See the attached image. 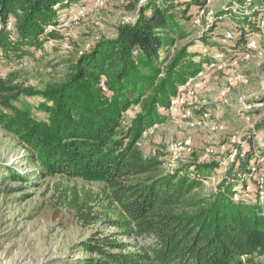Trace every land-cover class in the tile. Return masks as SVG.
Instances as JSON below:
<instances>
[{"label": "trees", "instance_id": "trees-1", "mask_svg": "<svg viewBox=\"0 0 264 264\" xmlns=\"http://www.w3.org/2000/svg\"><path fill=\"white\" fill-rule=\"evenodd\" d=\"M82 4L0 0L2 59H25L59 39L63 15ZM207 6L208 0H145L133 22L81 54L63 81L37 89L16 84L13 74L0 78V130L28 151L39 175L104 185L116 223L130 238L150 241L135 252L108 238L86 244L83 251L94 257L82 264H264V201L258 197L264 147L255 151L247 136L251 146L237 159L239 169L236 164L227 169L209 197L201 190L218 176L220 164L162 172L163 163L146 158L140 147L146 132L171 119L166 112L180 88L217 63L213 53L203 52L206 48L234 61L250 52L249 37L261 32L264 0H250L239 13H215L197 41L179 46ZM228 17L235 38L224 42L216 30ZM135 108L139 112L126 123ZM206 110L195 113L203 118ZM260 131L264 135V120L257 125ZM249 184L253 199L245 200ZM77 214L84 221L91 218Z\"/></svg>", "mask_w": 264, "mask_h": 264}, {"label": "rangeland", "instance_id": "rangeland-1", "mask_svg": "<svg viewBox=\"0 0 264 264\" xmlns=\"http://www.w3.org/2000/svg\"><path fill=\"white\" fill-rule=\"evenodd\" d=\"M142 1L105 0L102 9L76 21L73 18L77 7L72 8L70 26L57 29L59 39L47 42L25 59H0V78L13 74L16 84L37 89L63 81L81 54L101 39L115 37L121 24L133 20ZM249 1L211 0L209 6L218 13L248 7ZM90 3L85 0L81 6L89 7ZM233 23V18L228 17L216 31L224 36ZM189 28L191 37L179 46L197 41L203 33L192 24ZM252 37L263 55L256 53L237 64L227 59L223 68L206 66L198 76L204 86L193 96L185 93V103L178 112L166 124L148 131L140 143L146 158L163 163L162 172L186 164H220L218 176L205 182L201 190L204 197L211 196L225 171L242 159L241 154L251 146L247 136L254 150L264 147L263 132H256L264 120V34L256 32L249 38ZM200 108L207 109L210 120L201 121L195 113ZM137 112L139 108L130 111L126 123ZM232 139L246 142L241 147L239 143L232 145ZM188 142L191 151L176 157L171 147ZM209 148L216 149V153L206 158ZM263 164L264 158L260 161ZM39 174V166L28 151L0 130V264H82L94 257L83 251L84 246L104 238L127 243L131 252L150 242L130 238L116 223L119 219L107 208L104 185L63 176L43 178ZM78 211L91 218L82 220Z\"/></svg>", "mask_w": 264, "mask_h": 264}, {"label": "built area", "instance_id": "built-area-1", "mask_svg": "<svg viewBox=\"0 0 264 264\" xmlns=\"http://www.w3.org/2000/svg\"><path fill=\"white\" fill-rule=\"evenodd\" d=\"M143 1H145V0H143ZM210 4H211V0H208V6L204 9H200L199 12L196 14V16L193 18V20L191 22V24L194 28H196V29L201 28V29H203V32H205L207 30L210 22L213 20V17L215 15L214 11H212L210 9V6H209ZM104 6H105V0H91L89 7L84 6V5L78 6L76 8L77 11L74 15L73 21L79 20L81 17L85 16L86 14H88L90 12L99 11ZM231 11L233 13H239V6L232 7ZM63 20H64V22L59 28L69 27L70 26L69 15L64 14ZM134 20H135V18H133V20L131 22H133ZM258 22H259V26L261 28V31L264 34V17L259 18ZM52 30H54V27H50L48 29V31H52ZM223 38H224V40H223L224 42H231L234 40L235 37H234L232 32L227 31V33L224 35ZM247 47H248L250 52L248 54L244 55L240 59H242V60L249 59L256 53L258 55H263V51H262L261 47L259 46L258 41L255 38L252 37V38L248 39ZM203 52L204 53H208V52L213 53V57L217 61V63L211 64L210 65L211 67L223 68V63L226 62V55L224 53H220L218 51H214L213 49H209V48H206ZM2 57H3V54H2V52H0V59H2ZM240 59L234 60L233 63L237 64V61ZM198 76L194 79L189 80L185 86L180 88L178 97L172 101L171 107L166 113L170 114L171 116H174L178 112L179 107L185 103V97H184L185 93L193 96V95H195V92L198 89H200L201 87L204 86L205 82L198 80ZM210 119L211 118L209 117V113H205L203 118L201 119V121H208ZM213 129H216V127H213ZM147 134H148V132H146L144 134V136H146ZM245 142L246 141H244V140L242 142L241 140L236 141V139H232L231 144L235 145V144L239 143L242 147L245 144ZM171 150L173 151L174 155L176 157H178L184 152L191 151V142H188L185 145H174L171 147ZM221 150H222L221 153H224L225 147H222ZM215 153H216V149L209 148L206 151V158H209L210 156H212ZM243 155H244V153L241 154V157H243ZM235 164H236V170H238L239 166L237 163H235ZM254 171H255V169H254ZM252 192H253V186L251 184H249L246 187V190L244 191V199L245 200L253 199ZM258 197L260 200L264 201V177H258ZM234 198H235V200H238L240 198V195L237 194V195H235Z\"/></svg>", "mask_w": 264, "mask_h": 264}, {"label": "crops", "instance_id": "crops-1", "mask_svg": "<svg viewBox=\"0 0 264 264\" xmlns=\"http://www.w3.org/2000/svg\"><path fill=\"white\" fill-rule=\"evenodd\" d=\"M85 1V0H84Z\"/></svg>", "mask_w": 264, "mask_h": 264}]
</instances>
